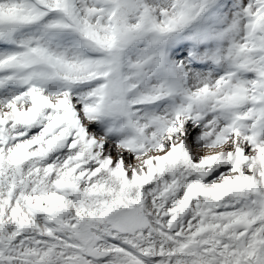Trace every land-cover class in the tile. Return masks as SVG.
Instances as JSON below:
<instances>
[{
	"label": "snow or ice",
	"instance_id": "6c2138e0",
	"mask_svg": "<svg viewBox=\"0 0 264 264\" xmlns=\"http://www.w3.org/2000/svg\"><path fill=\"white\" fill-rule=\"evenodd\" d=\"M0 264H264V0H0Z\"/></svg>",
	"mask_w": 264,
	"mask_h": 264
}]
</instances>
